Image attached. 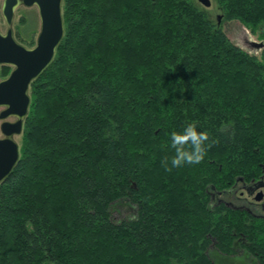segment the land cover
<instances>
[{
	"label": "trees",
	"instance_id": "trees-1",
	"mask_svg": "<svg viewBox=\"0 0 264 264\" xmlns=\"http://www.w3.org/2000/svg\"><path fill=\"white\" fill-rule=\"evenodd\" d=\"M216 3L264 41V0ZM63 18L0 186V264H220L238 239L264 264V223L207 194L264 172V49L193 0H63ZM193 122L207 153L169 170L171 132Z\"/></svg>",
	"mask_w": 264,
	"mask_h": 264
},
{
	"label": "water",
	"instance_id": "water-1",
	"mask_svg": "<svg viewBox=\"0 0 264 264\" xmlns=\"http://www.w3.org/2000/svg\"><path fill=\"white\" fill-rule=\"evenodd\" d=\"M204 7L211 0H198ZM24 6L36 7L41 27L36 47L29 49L17 42L13 34L16 10ZM3 17L8 29H0V66H11L10 76L0 82V186L12 175L20 161V147L15 137L22 135L31 107L30 88L53 63L56 52L65 37L63 0H4ZM250 47L263 50L264 43L250 42ZM8 119H15L14 122ZM244 182L242 178L237 183ZM259 188V187H258ZM263 198L259 194L258 200Z\"/></svg>",
	"mask_w": 264,
	"mask_h": 264
},
{
	"label": "rangeland",
	"instance_id": "rangeland-1",
	"mask_svg": "<svg viewBox=\"0 0 264 264\" xmlns=\"http://www.w3.org/2000/svg\"><path fill=\"white\" fill-rule=\"evenodd\" d=\"M193 1L196 2L200 6V8L203 9L209 15V18L211 19V21L218 28H222V30L225 32V34L231 40L232 43L241 47L243 50L249 52L252 55H256L258 57L261 56L263 50H256L250 47V42L264 43V41L260 39L261 32L253 30V28L247 25H244L240 21L225 20L224 14L218 7L216 0H211L212 6L210 8L204 7L198 2V0H193ZM3 4H4V0H0V28H1V31L5 33L7 30V24L3 17ZM34 20H35V24L33 22ZM13 28L15 32V38L21 45L29 49L36 47L38 35L40 33V22H39L38 10L36 8H31V9L25 8V7L18 8L15 13V20H14ZM17 33L19 34L20 37L17 36ZM12 71H13V67L11 66H0V82L8 78ZM30 93H31V90H30ZM3 110H4L3 108H0V112ZM8 121L14 122L15 119H8ZM2 123L3 122H0V138L3 137L2 132H1ZM24 129H25V126H24ZM23 135H24V130H23L22 135L15 137L16 141L18 142L20 146V152H21V148L23 144ZM263 177H264V172L262 173L260 172L258 175L255 174V176H252L251 179L245 183L246 185L243 184L244 182H239L238 189L236 190V192L233 191V194L230 196V198L228 195L224 196V198L228 202L237 203V201L234 200V197L237 196V198H240L242 201H245V203L242 201L238 202L237 206L239 208L250 209L251 203L255 202L257 196L260 193H264V190L257 191L255 196H251L249 195L247 188L253 184L262 183ZM233 186L229 188H225V189H222V187L220 188L222 189L221 191H229L233 188ZM208 191L209 193L213 192V190H210V189ZM208 196L210 198L209 194ZM132 215L133 213L129 212V209L127 207L117 206V207H114L113 209V216H114V220L116 221H121ZM220 264H254V263L253 262L250 263V261L247 260L245 256H243L242 254H238L237 256H234V257L220 259Z\"/></svg>",
	"mask_w": 264,
	"mask_h": 264
},
{
	"label": "clouds",
	"instance_id": "clouds-1",
	"mask_svg": "<svg viewBox=\"0 0 264 264\" xmlns=\"http://www.w3.org/2000/svg\"><path fill=\"white\" fill-rule=\"evenodd\" d=\"M208 134L201 131L196 123H187L181 131L171 132V149L174 155L171 157V167L179 168L183 164H196L202 161L210 146ZM164 163L168 166V158L165 157Z\"/></svg>",
	"mask_w": 264,
	"mask_h": 264
},
{
	"label": "flooded vegetation",
	"instance_id": "flooded-vegetation-1",
	"mask_svg": "<svg viewBox=\"0 0 264 264\" xmlns=\"http://www.w3.org/2000/svg\"><path fill=\"white\" fill-rule=\"evenodd\" d=\"M21 7H24V6H21ZM20 8V7H19ZM26 8V7H25ZM33 8H36V7H33ZM29 9H31V8H29ZM37 9V8H36ZM17 11V10H16ZM16 13V12H15ZM38 14H39V12H38ZM15 20V19H14ZM34 22V24H35V20L33 21ZM39 22H40V17H39ZM7 24V23H6ZM13 24H14V22H13ZM35 26V25H34ZM40 27H41V22H40ZM1 29V28H0ZM7 29H8V26H7ZM6 32H7V30H6ZM5 32V33H6ZM3 33V32H2ZM5 33H3V34H5ZM13 34H14V37H15V32H14V28H13ZM17 36L18 37H20L19 36V34L17 33ZM16 39V38H15ZM17 40V39H16ZM18 42V41H17ZM19 43V42H18ZM20 44V43H19ZM263 181H262V183H257V184H253V185H251V186H249L247 189H248V193H249V195H251V196H255L256 195V193H257V191H262V190H264V177H263V179H262ZM243 184H245V183H243ZM238 185H239V183H236L234 186H233V188L231 189V190H229V191H217L215 188H212V190H213V192H210L209 193V191L207 192L209 195H210V202H211V204H213V207L214 208H222V207H226V208H228V209H230V210H233V211H240V212H245V213H248L249 215H250V217H251V221L252 222H255V223H257V222H262V223H264V193H260V194H263V198L261 199V200H258L257 198H258V196H257V198H256V200H255V202H253V203H251V208L250 209H247V208H239L238 206H237V203L238 202H240V201H242L240 198H237V196H235L236 197V199H235V197H234V200H236L237 201V203H234V202H228L225 198H224V196H229V198H230V196L233 194V191L234 192H236V190L238 189ZM246 185V184H245ZM259 187V188H258ZM242 202H244L245 203V201H242ZM258 224V223H257ZM240 240L241 239H238V242L235 244V253H232L231 255H229V256H227V255H225L223 258L225 259V258H228V257H234V256H237L238 254H242L243 256H245V258L247 259V260H249L250 261V263H254V264H257V261H256V259L255 258H253V255H254V257L255 256H257L258 254L257 253H255V254H251V252H250V249L249 248H247V247H245L244 249L243 248H241L242 247V245L240 244ZM246 245V244H245ZM247 246V245H246Z\"/></svg>",
	"mask_w": 264,
	"mask_h": 264
},
{
	"label": "bare ground",
	"instance_id": "bare-ground-1",
	"mask_svg": "<svg viewBox=\"0 0 264 264\" xmlns=\"http://www.w3.org/2000/svg\"><path fill=\"white\" fill-rule=\"evenodd\" d=\"M199 2V1H198ZM201 4V3H200ZM202 5V4H201ZM20 147V146H19Z\"/></svg>",
	"mask_w": 264,
	"mask_h": 264
}]
</instances>
